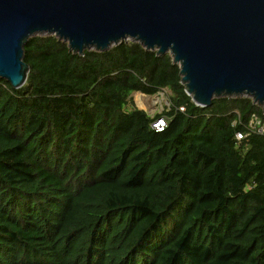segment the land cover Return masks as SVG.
Wrapping results in <instances>:
<instances>
[{
  "label": "trees",
  "instance_id": "16d2710c",
  "mask_svg": "<svg viewBox=\"0 0 264 264\" xmlns=\"http://www.w3.org/2000/svg\"><path fill=\"white\" fill-rule=\"evenodd\" d=\"M23 61L22 87L0 79V264H264V134L235 138L264 126L251 98L198 107L134 42L35 36Z\"/></svg>",
  "mask_w": 264,
  "mask_h": 264
},
{
  "label": "water",
  "instance_id": "95a60500",
  "mask_svg": "<svg viewBox=\"0 0 264 264\" xmlns=\"http://www.w3.org/2000/svg\"><path fill=\"white\" fill-rule=\"evenodd\" d=\"M35 36L80 56L138 43L170 56L196 106L248 97L264 112V0H0V79L13 89Z\"/></svg>",
  "mask_w": 264,
  "mask_h": 264
},
{
  "label": "rangeland",
  "instance_id": "374dc122",
  "mask_svg": "<svg viewBox=\"0 0 264 264\" xmlns=\"http://www.w3.org/2000/svg\"><path fill=\"white\" fill-rule=\"evenodd\" d=\"M132 97L136 107L145 110L150 115L160 112L162 110V106L167 103L166 94L162 95V92L154 96H142L140 93H135Z\"/></svg>",
  "mask_w": 264,
  "mask_h": 264
},
{
  "label": "built area",
  "instance_id": "2783aa9c",
  "mask_svg": "<svg viewBox=\"0 0 264 264\" xmlns=\"http://www.w3.org/2000/svg\"><path fill=\"white\" fill-rule=\"evenodd\" d=\"M151 127L155 131L161 132L162 130H164L166 128V121L163 118H157L151 124ZM254 130H256L260 134H264V126H260V127L257 128V124L256 123L250 122L248 124V129L246 130V132L245 133H243V132H236L235 133V138H236V140H241V139L245 138L249 132L254 131Z\"/></svg>",
  "mask_w": 264,
  "mask_h": 264
},
{
  "label": "clouds",
  "instance_id": "9594fccd",
  "mask_svg": "<svg viewBox=\"0 0 264 264\" xmlns=\"http://www.w3.org/2000/svg\"><path fill=\"white\" fill-rule=\"evenodd\" d=\"M159 93H160V92H159ZM140 94H141V93H140ZM157 94H158V93H157ZM164 94H165V93L162 92V95H164ZM142 96H144V95L142 94ZM145 96H146V95H145ZM166 101H167V100H166ZM167 105H168V101H167L166 105H164V106H167ZM164 106H162V109H163ZM139 109H140V108H139ZM141 110H142V109H141ZM161 111H162V110H161ZM161 111H160V112H161ZM156 113H157V112H156ZM158 113H159V112H158ZM149 115H150V114H149ZM151 116H152V115H151ZM159 118H162V117H159ZM156 119H157V118H156ZM156 119H154L153 122H154ZM163 119H164V118H163ZM164 120H165V119H164ZM165 121H166V120H165ZM153 122H152V123H153ZM152 123H151V124H152ZM150 126H151V125H150ZM151 128H152V127H151ZM152 129H153V128H152ZM153 130H154V129H153ZM154 131H155V130H154ZM162 131H163V130H162ZM162 131H161V132H162ZM156 132H157V131H156ZM94 252L96 253V248L94 249ZM88 261H89V257L86 259L85 262H88ZM81 264H86V263H81Z\"/></svg>",
  "mask_w": 264,
  "mask_h": 264
},
{
  "label": "crops",
  "instance_id": "0c3cea01",
  "mask_svg": "<svg viewBox=\"0 0 264 264\" xmlns=\"http://www.w3.org/2000/svg\"><path fill=\"white\" fill-rule=\"evenodd\" d=\"M139 108V107H138ZM141 109V108H140ZM145 111V110H144ZM146 112V111H145ZM148 113V112H147ZM149 114V113H148Z\"/></svg>",
  "mask_w": 264,
  "mask_h": 264
}]
</instances>
